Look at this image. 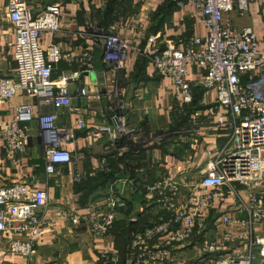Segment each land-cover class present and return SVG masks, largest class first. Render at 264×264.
<instances>
[{"label":"crops","instance_id":"obj_1","mask_svg":"<svg viewBox=\"0 0 264 264\" xmlns=\"http://www.w3.org/2000/svg\"><path fill=\"white\" fill-rule=\"evenodd\" d=\"M9 0H0V77L14 76L13 48L15 39L9 20ZM61 6V26L58 33H43L39 45L46 50L55 45L60 59L52 64V80L66 78L72 108L40 107L37 100L19 94L10 102H0V133L16 115L20 104L32 106L34 114L57 115V127L62 145L71 154V162L57 167L48 177L45 172L44 134L36 121L27 123L29 147L19 154L17 165L7 159L1 143L0 186L14 182L34 184L49 199L46 216L52 221L36 240V255L23 260L7 254L8 243L0 240L1 264H104L103 253H117L119 264H127L128 256L123 234L129 228L142 229L155 222L160 213L150 200L147 187L164 175L185 184L200 176L204 166L231 150L230 129L219 127L223 115L229 123L226 109L216 107L214 93L200 86L192 87V102L182 105L175 101L176 86L169 78L158 76L151 63L148 38L157 36V45L169 42L183 48L193 38H204L206 29L191 3L184 0H32L34 14L47 6ZM224 22L236 29L250 28L261 41L259 51L264 60V2H252L249 11L240 16L236 11L225 14ZM114 33L126 40L132 49L117 69L108 62L102 45V34ZM84 58H90L88 63ZM73 73L77 77L69 78ZM204 72L195 65L188 68V80L199 82ZM85 88L86 96L80 95ZM112 96L109 100L108 97ZM114 117H120L129 134L115 132V139L94 130L114 127ZM82 120L84 127L78 128ZM108 166V167H107ZM239 197L228 196L215 203L204 231L194 232L191 239L166 245L165 238L155 239L154 246L169 250L166 264H216L227 254H247L240 242L239 228H229L220 215L229 211L232 217L246 219L239 204L247 202L249 192L238 187ZM121 200L111 231L94 238L86 223L73 226L61 219V214L80 207L98 208L108 197ZM188 189L182 188L177 201L184 203ZM253 231L264 233V222L253 224ZM232 235L215 252L202 250L204 242H221L225 233ZM130 233H132L130 231ZM27 241V235H16ZM253 264H262L258 254Z\"/></svg>","mask_w":264,"mask_h":264},{"label":"built area","instance_id":"obj_2","mask_svg":"<svg viewBox=\"0 0 264 264\" xmlns=\"http://www.w3.org/2000/svg\"><path fill=\"white\" fill-rule=\"evenodd\" d=\"M32 0H9L7 18L14 33V76L0 77V102H10L23 94L38 101L40 107L58 106L71 110L72 103L66 78L52 80V64L61 56L60 49L51 45L46 50L39 45L43 33H58L61 26V6H47L34 14ZM194 5L206 29L204 38H193L183 48L163 42L157 45V36L148 38L151 63L154 72L169 78L176 86L175 101L182 105L192 102V87L200 86L206 93L216 95L218 109H226L229 123L224 116L218 118L219 127L230 129L231 150L216 160L207 163L200 176L185 184L169 175L162 176L147 187L150 200L158 207L159 218L143 231L134 235L129 246L127 264H166L170 252L154 246L155 239L165 238L166 245L181 244L191 239L194 232L204 231L209 213L218 201L228 196L238 198V187L246 189L247 202L239 204L246 219L231 216L229 211L220 215L221 222L229 228H239L238 239L248 249L247 254H227L216 264H253L258 254L264 264V233L253 231V224L264 222V60L259 51L261 41L250 28L236 29L224 22L225 14L236 11L245 15L252 2L264 0H184ZM96 34L100 31L94 29ZM104 54L113 69L124 62L132 46L114 33L102 34ZM90 58H84L88 63ZM195 65L204 72L202 80H188V68ZM77 77L73 73L69 78ZM86 96L85 88L80 90ZM112 96H109L110 100ZM36 121L44 134L45 172L48 177L57 173L59 165L71 162V154L62 145L61 132L57 127V115L34 114L32 106L20 104L16 115L6 130L0 133L7 159L17 165L16 157L29 147V136L25 125ZM77 127H84L82 120ZM116 130L129 134L124 120L114 117V127L101 126L94 130L95 136L108 134L115 139ZM3 148V147H2ZM0 161V172L2 171ZM182 188L188 189L184 203L177 201ZM49 206L47 194L35 183L14 182L0 186V240L8 243L7 254L30 260L36 255V240L45 228L52 225L46 216ZM121 200L111 196L94 209L87 207L85 215L80 207L61 214V219L73 226L86 223L94 238L109 233L117 218ZM16 235H27V241L16 239ZM232 235L225 233L221 242H204L202 250L215 252ZM104 264H119L117 253H103ZM1 264V263H0ZM17 264V263H14Z\"/></svg>","mask_w":264,"mask_h":264},{"label":"trees","instance_id":"obj_3","mask_svg":"<svg viewBox=\"0 0 264 264\" xmlns=\"http://www.w3.org/2000/svg\"><path fill=\"white\" fill-rule=\"evenodd\" d=\"M129 227L126 229V230L129 231V234H125V235L123 234V236H124V242H126V244H125L126 250L122 251V253H124L123 255H126V257L129 254V246L131 244V241H132L134 235L137 234V233H139V232H141V231H143L147 226L143 227L142 229H139V228H129ZM130 231L132 233H130Z\"/></svg>","mask_w":264,"mask_h":264}]
</instances>
